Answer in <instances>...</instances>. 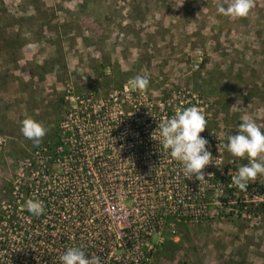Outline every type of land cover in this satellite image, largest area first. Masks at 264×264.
I'll list each match as a JSON object with an SVG mask.
<instances>
[{"label":"rangeland","instance_id":"374dc122","mask_svg":"<svg viewBox=\"0 0 264 264\" xmlns=\"http://www.w3.org/2000/svg\"><path fill=\"white\" fill-rule=\"evenodd\" d=\"M217 2L0 0V264H23L26 200L13 195L16 173L55 142L64 117L172 116L188 107L220 142L216 175L230 184L211 218L172 226L150 264H264V176L235 188L231 177L247 160L222 147L244 117L264 132V0L240 18L217 14ZM136 76L148 77L145 90L132 87ZM25 118L47 129L38 145L21 134Z\"/></svg>","mask_w":264,"mask_h":264},{"label":"built area","instance_id":"2783aa9c","mask_svg":"<svg viewBox=\"0 0 264 264\" xmlns=\"http://www.w3.org/2000/svg\"><path fill=\"white\" fill-rule=\"evenodd\" d=\"M168 117H64L55 142L36 148L16 173L13 195L44 207L39 217L19 208L23 264H60L70 247L100 264H150L172 226L212 217L224 191L216 175L220 142L214 132L199 134L213 164L204 181L185 179L160 144L159 124Z\"/></svg>","mask_w":264,"mask_h":264},{"label":"clouds","instance_id":"9594fccd","mask_svg":"<svg viewBox=\"0 0 264 264\" xmlns=\"http://www.w3.org/2000/svg\"><path fill=\"white\" fill-rule=\"evenodd\" d=\"M253 7V0H218L217 14L225 17H245ZM132 87L145 90L148 86L147 76H136L130 81ZM206 120L196 107L177 108L171 117L159 124L160 144L169 151L172 159L182 166L185 179L205 180L203 169L213 164V157L207 145L208 141L200 136L206 128ZM21 134L34 145H38L47 129L40 122L25 118L21 122ZM225 151L233 157L246 159L247 163L238 167L231 182L240 191H245L249 182L258 175L264 176V132L254 120L244 117L235 128V135L227 134L222 143ZM209 175V174H208ZM26 211L39 217L43 211V202L38 199L25 201ZM60 264H100L96 256L86 257L79 247H70L59 257Z\"/></svg>","mask_w":264,"mask_h":264},{"label":"trees","instance_id":"16d2710c","mask_svg":"<svg viewBox=\"0 0 264 264\" xmlns=\"http://www.w3.org/2000/svg\"><path fill=\"white\" fill-rule=\"evenodd\" d=\"M228 167H226V169H227ZM217 179L223 184V186H226V184H227V182L229 181V178L228 177H219V176H217ZM253 187V186H252ZM251 188V186H248L247 187V189H250ZM259 188V190H258V192H257V194L259 195H261V194H264V187L263 186H261V187H258ZM246 189V190H247Z\"/></svg>","mask_w":264,"mask_h":264}]
</instances>
